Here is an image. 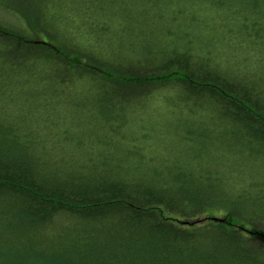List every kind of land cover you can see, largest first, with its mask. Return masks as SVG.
I'll return each mask as SVG.
<instances>
[{
    "label": "trees",
    "instance_id": "trees-1",
    "mask_svg": "<svg viewBox=\"0 0 264 264\" xmlns=\"http://www.w3.org/2000/svg\"><path fill=\"white\" fill-rule=\"evenodd\" d=\"M0 264H264V0H0Z\"/></svg>",
    "mask_w": 264,
    "mask_h": 264
},
{
    "label": "bare ground",
    "instance_id": "bare-ground-1",
    "mask_svg": "<svg viewBox=\"0 0 264 264\" xmlns=\"http://www.w3.org/2000/svg\"><path fill=\"white\" fill-rule=\"evenodd\" d=\"M184 28H188L184 25ZM30 58L27 56L25 57V61L26 62H30ZM39 64V63H38ZM43 78H52L51 75L49 74H46V75H43ZM55 79V77H54ZM69 80V79H68ZM66 80V79H62V86H64V89L68 90L69 88H71V86L73 85L71 82H75L73 80ZM12 99L14 100L15 102V99L12 97ZM2 120L5 121L6 120V116L5 115H2ZM16 129H18V125H17V122L14 123L13 125ZM135 139V140H134ZM133 140L131 141H127V143H122V145H124V148H129L131 150H133V152L136 150V149H141L140 151L142 150H145V144L146 142L143 140V136L141 135H138L136 138H134ZM154 146H158V145H154ZM156 147H152L151 149L154 150ZM136 154H138V151H136Z\"/></svg>",
    "mask_w": 264,
    "mask_h": 264
},
{
    "label": "rangeland",
    "instance_id": "rangeland-1",
    "mask_svg": "<svg viewBox=\"0 0 264 264\" xmlns=\"http://www.w3.org/2000/svg\"><path fill=\"white\" fill-rule=\"evenodd\" d=\"M217 215H219V213H217V212H215L214 214H213V216H217ZM204 216H200L198 219H201V218H203Z\"/></svg>",
    "mask_w": 264,
    "mask_h": 264
}]
</instances>
